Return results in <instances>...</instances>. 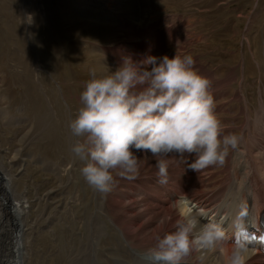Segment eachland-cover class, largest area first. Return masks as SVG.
Wrapping results in <instances>:
<instances>
[{
	"label": "rangeland",
	"instance_id": "rangeland-1",
	"mask_svg": "<svg viewBox=\"0 0 264 264\" xmlns=\"http://www.w3.org/2000/svg\"><path fill=\"white\" fill-rule=\"evenodd\" d=\"M27 15L32 24L24 34ZM185 54L211 81L222 135L241 138L250 123L253 130L264 102V0H0V177L8 181L2 192L24 205L17 264H133L147 255L146 245L129 249L122 231L137 244L140 231L125 225L153 216L142 213L148 206L138 193L149 192L155 159L132 149L139 176L116 177L110 192H98L80 175L83 163L71 152L68 125L82 106L90 69L99 75L124 58ZM219 170L210 166L196 176L207 179ZM5 211L0 195V251L10 264L17 249L7 243L14 225Z\"/></svg>",
	"mask_w": 264,
	"mask_h": 264
},
{
	"label": "clouds",
	"instance_id": "clouds-1",
	"mask_svg": "<svg viewBox=\"0 0 264 264\" xmlns=\"http://www.w3.org/2000/svg\"><path fill=\"white\" fill-rule=\"evenodd\" d=\"M195 64L191 54L159 60L149 55L135 62L124 58L115 70L99 75L95 68L89 70L80 94L82 106L68 127L75 138L71 152L83 163L80 175L91 188L106 194L116 177L136 179L141 163L132 149L150 153L162 185L173 159L194 172L225 164L240 137L222 135L211 81ZM203 216L189 207L173 231L156 234L147 250L154 264H185L194 252L225 246L224 229L215 222L201 223ZM246 251L234 244L224 264H246Z\"/></svg>",
	"mask_w": 264,
	"mask_h": 264
},
{
	"label": "bare ground",
	"instance_id": "bare-ground-1",
	"mask_svg": "<svg viewBox=\"0 0 264 264\" xmlns=\"http://www.w3.org/2000/svg\"><path fill=\"white\" fill-rule=\"evenodd\" d=\"M24 13L26 12L24 11ZM25 22L26 23L23 27L24 34L28 33L29 29L31 28L30 26L32 24V19L29 15L25 16ZM133 47H138V50H140V48H143L139 47V45ZM237 96L240 97L241 94ZM240 98L244 97L241 96ZM263 103L260 102V104L258 105L260 109V112L258 111L259 117L252 119V124H254V122L256 123L255 127L253 126V128L256 130L253 129V131L251 130L252 128L250 129L249 126L251 125V123L247 127L244 125L245 129H242V137L240 138V143L238 147L230 152V154L226 158L225 164L220 167L221 170H219V173L223 174L222 180L220 182L211 181V179L215 175L219 174L218 172L214 171L213 173H211L210 177L204 179L202 174V176H196L197 174L203 172L202 170L199 172H194L191 169H186V164L181 163L175 159L170 162L168 169V181L166 184H160L158 182V179H156V174H154L152 178L146 180V183L150 187L149 192L146 191L148 189L145 190V188H142L140 189L138 194H143L142 197L144 195L146 196L143 197L145 198L144 202H142L143 204L140 202V204H142V207L146 205L148 206L142 210V213H151L153 216H150L151 218H149L148 221L144 224H138L137 221H133L125 225V230L137 228L140 231L141 235V237L138 239L137 236H139V233L137 234V244H133V242H131L130 240H134L133 238L135 237L132 236L133 238H131V234L129 236L128 233L125 234L122 231V237L125 241L127 239L128 243L127 241L126 243L128 244L129 249H132L137 252V248H141L145 245L146 248H151L149 247V245H154L153 237L158 233L162 234L164 232L173 231L176 220L179 219L182 213H184L189 207H194L196 210H199L200 212L204 213V216L201 218V223H218L224 229L226 236L228 237V242L225 246L213 249L211 251L194 252L191 256L187 258L185 264H224L227 251L230 250L234 244H238V237L240 236V234L254 229L258 230L260 228V219L264 214ZM254 116H256V114ZM247 117L248 116L246 114V118ZM255 132L258 133L256 134ZM258 137H261V139H259ZM189 157L190 155H188V159ZM189 161H191V159H189ZM215 167L217 166H214V168ZM2 172H0V174H2ZM0 182L2 184H0V195L4 199L6 207L5 214L10 218L11 224L15 226V230L16 227L17 230L20 228L18 231L14 232L13 236H16L14 238H10L9 242H7L8 244H11L10 241L12 240V246L14 244L15 248L17 249L16 253L12 255V257H15V260L12 259L10 264H17L19 259L18 249L20 247L19 240H22L23 243L24 230L21 225V213L24 210V205L21 199H14V197H9L6 193L2 192L4 188L5 190L8 188V181L7 183H4L6 182L4 176L0 177ZM208 184L209 186L212 184H217V187L215 189H212L209 193H205V191H203V188H205ZM151 188H153V190ZM139 197H141V195ZM140 199L143 200L142 198ZM11 201H15L13 207H10V204L12 203ZM12 214L15 217L10 216ZM19 216L21 224L19 222ZM154 219H156L157 222ZM7 243H4V246ZM246 250V264H264V258H262L258 252L250 248H246ZM21 251H23L22 248ZM2 254H4L3 251ZM144 256L148 257V255ZM144 256L139 254L138 257H136V259L132 261L133 264H154L152 260H142L141 257ZM22 257L23 253L21 258ZM149 257L147 259H149ZM2 264H6V262ZM19 264H21V260Z\"/></svg>",
	"mask_w": 264,
	"mask_h": 264
},
{
	"label": "water",
	"instance_id": "water-1",
	"mask_svg": "<svg viewBox=\"0 0 264 264\" xmlns=\"http://www.w3.org/2000/svg\"><path fill=\"white\" fill-rule=\"evenodd\" d=\"M19 229H20V228H19ZM19 229H18V230H19ZM14 232H15V229H14L13 233H14ZM13 233H12V236H11L12 238H14V237L16 236V235L13 236Z\"/></svg>",
	"mask_w": 264,
	"mask_h": 264
},
{
	"label": "snow or ice",
	"instance_id": "snow-or-ice-1",
	"mask_svg": "<svg viewBox=\"0 0 264 264\" xmlns=\"http://www.w3.org/2000/svg\"><path fill=\"white\" fill-rule=\"evenodd\" d=\"M262 239H264V238H262Z\"/></svg>",
	"mask_w": 264,
	"mask_h": 264
}]
</instances>
